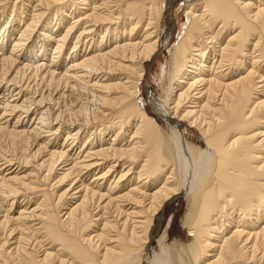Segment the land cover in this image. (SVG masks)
<instances>
[{
  "label": "bare ground",
  "instance_id": "bare-ground-1",
  "mask_svg": "<svg viewBox=\"0 0 264 264\" xmlns=\"http://www.w3.org/2000/svg\"><path fill=\"white\" fill-rule=\"evenodd\" d=\"M165 3L0 0V264H264V0H186L176 41ZM168 47L150 115L139 85ZM180 195L190 243L148 256Z\"/></svg>",
  "mask_w": 264,
  "mask_h": 264
},
{
  "label": "rangeland",
  "instance_id": "rangeland-1",
  "mask_svg": "<svg viewBox=\"0 0 264 264\" xmlns=\"http://www.w3.org/2000/svg\"><path fill=\"white\" fill-rule=\"evenodd\" d=\"M16 1L17 0H15V1L11 0V3H15ZM11 5H9V6H11ZM186 5H187L186 0H166L165 8L163 10V14H162V18H161V27H162L161 34H160L161 41H163L167 37V35H169L170 33H173V35H172L173 41L177 40V38L180 35V33L182 32L183 28L187 25V19L185 17V9L187 8ZM28 9L31 10L30 5H29ZM28 13L29 12L24 13L23 16H27L26 14H28ZM6 14H9V13H6ZM11 19H13V17L9 18L8 15H6L4 18H1L0 19V25H1L0 28L2 26L6 25L4 22H6L7 24H8V22H11L12 21ZM69 21L71 22L72 20L70 19ZM3 23H4V25H3ZM14 23H17V22L12 21V24H14ZM20 25H22V23H20ZM38 29H40V28L38 27ZM0 31L2 32V30H0ZM38 32H39L38 30L34 31L33 36L36 37V35L39 34ZM10 33H11V30H10ZM14 34H16L15 35L16 37H19V35L17 33H14ZM8 43H9V45H8ZM67 45H68V47H67ZM67 45L63 51L64 56H67L68 53L70 54L72 47H73L72 46L73 44L71 42L68 43ZM3 46L7 49L11 48L10 42L6 43V41H5V44ZM80 46H81V48H80V50L78 49V51H80L79 53L82 54L83 53L82 50L84 49V44H83V46L82 45H80ZM86 47H88L87 48L88 50L91 49V46L89 44H87ZM170 48L171 47L164 48L162 51L158 52L156 60L147 62V64H146V74L147 75L144 77V79L140 82V85H139V99H138L139 101L138 102L146 108V110L149 112L150 115H152L156 112H155L152 104L150 103L149 96L151 94L161 96V94H162L163 88H162L161 80L163 77L164 70H166V67H167V64H168V61L170 58V52H169ZM8 51H9V49H8ZM33 91H34V89L31 90L30 92H33ZM0 93H1V91H0ZM5 94H7V92ZM13 94L15 95V93H13ZM10 95H8V96H10ZM63 107L64 108H62V110L65 109L67 112L68 111L67 109H69L68 98L65 100V106H63ZM33 111H35V110L33 109ZM33 111H31V113H33ZM29 113L25 114V115L23 114V115L27 116L28 123H30L29 125L31 126L33 121H35L34 120L35 117H33L32 121H30L31 116H29ZM23 115H22V117H23ZM156 119H157V122L162 127H164V130H169L170 126H169L167 121H164L157 116H156ZM13 121L14 120H12V122ZM178 126H180L182 132L185 135H187V137H189L190 139H192L194 141H197V142L199 141L201 143V145H203L202 144L203 142H201V139L199 136V132L196 129H190L187 122H181V123H179ZM33 127H34V125H33ZM42 136H46V135L43 133ZM107 139H108V137H107ZM58 142L62 143L63 142L62 138H59ZM4 146H5L4 147L5 153L7 152L8 154H11V155L15 154V156L19 157V154H20L19 151L20 150L18 149V146L12 145V143L10 141H5ZM76 147H77L76 150H78V145L75 146V148ZM15 150H16V152H15ZM15 168L16 167H14V169ZM22 171H24V169H22L21 172ZM55 181L56 180H53L51 184H53V182L55 183ZM61 186H63V187H61ZM61 186L57 187V189H62V190L66 189L68 186V182L65 184H62ZM186 212H187V202H186L185 197L181 196V195L177 196L173 200L168 201L165 204V206H163V208L159 210V212L154 217L153 224H152V227L150 230V240H151V248L150 249L151 250L148 249V251H149L148 256L153 255V253H152L153 250L158 251L159 239L163 235H167L166 236V243L168 246H171L173 244L185 246V245H188L190 243L191 238L188 236L187 229L185 228V226L183 224L185 216H186Z\"/></svg>",
  "mask_w": 264,
  "mask_h": 264
}]
</instances>
